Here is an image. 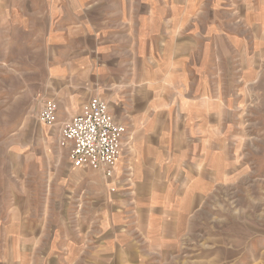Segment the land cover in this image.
I'll list each match as a JSON object with an SVG mask.
<instances>
[{
    "label": "crops",
    "instance_id": "crops-1",
    "mask_svg": "<svg viewBox=\"0 0 264 264\" xmlns=\"http://www.w3.org/2000/svg\"><path fill=\"white\" fill-rule=\"evenodd\" d=\"M25 45L43 62L38 109L50 99L58 114L26 118L12 139L25 164L0 183V264H156L176 251L227 182L222 94L260 74L264 0H0V60ZM94 97L128 127L112 177L58 146Z\"/></svg>",
    "mask_w": 264,
    "mask_h": 264
},
{
    "label": "rangeland",
    "instance_id": "rangeland-1",
    "mask_svg": "<svg viewBox=\"0 0 264 264\" xmlns=\"http://www.w3.org/2000/svg\"><path fill=\"white\" fill-rule=\"evenodd\" d=\"M23 47L5 55L18 59L0 60V183L11 179L7 166L25 164L24 157L12 155V139L39 111L43 62L33 45ZM259 70L253 81L251 75L244 78L242 93L236 92L237 78L230 77L228 93L222 94L232 104L227 111V182L215 186L198 206L179 248L156 256V264H264V59ZM235 103L242 107L236 109Z\"/></svg>",
    "mask_w": 264,
    "mask_h": 264
},
{
    "label": "built area",
    "instance_id": "built-area-1",
    "mask_svg": "<svg viewBox=\"0 0 264 264\" xmlns=\"http://www.w3.org/2000/svg\"><path fill=\"white\" fill-rule=\"evenodd\" d=\"M58 104L46 100L38 113L40 122H57ZM128 127L111 113L104 100L94 97L83 108L61 125L58 143L69 148L70 159L78 168L92 169L112 177L123 156Z\"/></svg>",
    "mask_w": 264,
    "mask_h": 264
}]
</instances>
